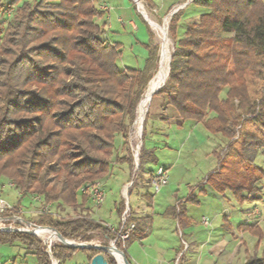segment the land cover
I'll list each match as a JSON object with an SVG mask.
<instances>
[{
	"label": "trees",
	"instance_id": "16d2710c",
	"mask_svg": "<svg viewBox=\"0 0 264 264\" xmlns=\"http://www.w3.org/2000/svg\"><path fill=\"white\" fill-rule=\"evenodd\" d=\"M1 2L0 15H4ZM189 6L201 13L187 23L181 36L183 13L171 17L169 74L152 97L165 95L167 105L182 120L202 124L212 135L230 140L240 135L238 161L227 163L228 156L223 160L216 156L217 168L206 182L222 195L230 193L238 203L257 201V183L264 178V168L256 164V158L264 157V138L235 129L242 113L264 129V0H192ZM101 16L95 0H39L34 7L22 2L11 22L0 20V178L13 182L21 193L17 204L38 195L45 205L80 210L78 216L66 219L39 216V224L67 239L89 240L92 232L106 238L116 236L115 229L92 218L90 199L79 190L111 172L115 137L123 140L122 145L127 143L158 60V46L148 45L142 68L120 67L122 46L103 37V26L97 22ZM248 78L262 82L257 101L250 97ZM149 111L134 177L144 171L147 162H156L145 145ZM124 152V156L115 155V161L127 164L131 171L133 154L126 148ZM225 165L237 168L228 180L222 174ZM135 186L133 179L129 192ZM115 208L119 220L123 198ZM171 210L184 225L185 210L180 207L177 212L175 206ZM130 220L136 224L132 213ZM148 222L146 218L137 223L125 245L132 239L141 240ZM238 230L263 242L261 257L253 255L243 264H264V227L244 223ZM15 242L24 244L38 264H51L35 237L0 232V245ZM125 245L119 242L118 249L131 264ZM77 252L86 254L89 264L99 253L108 264H116L111 254L94 248H51L59 264Z\"/></svg>",
	"mask_w": 264,
	"mask_h": 264
},
{
	"label": "rangeland",
	"instance_id": "374dc122",
	"mask_svg": "<svg viewBox=\"0 0 264 264\" xmlns=\"http://www.w3.org/2000/svg\"><path fill=\"white\" fill-rule=\"evenodd\" d=\"M24 1H27L31 5V7H34L39 0H20L19 3H15L13 0H2L1 3L5 7V13L4 15H0V20H3L5 23L11 22L17 8ZM113 1H120V0H95V6L97 7V9H99L98 6L101 3L106 2L112 4ZM121 1H124L126 5L130 3L129 0H121ZM147 1L148 0H139L142 7L149 15V19L154 21V23H156L158 26L166 28L167 36L171 44V54H172L173 40L168 31L171 17L167 16L164 13L167 11H162L157 13L153 8L159 7L157 4H161L162 6L164 5L166 8L174 0H153V2L157 4L153 3L151 5ZM186 2L187 1H183L182 3L170 9V11H172L178 6H182L177 11L179 13H183L180 19V23L183 29L181 28L179 30L178 32L179 36L183 34V30L187 27V23L196 20L201 13V10L194 9L191 6L186 8V6H184ZM142 7L140 8L139 6V9L141 11H142ZM104 19H106V17H104ZM106 20L109 22V19ZM97 22H98V18H97ZM151 27L153 29L155 43L158 46V53H157L158 60L154 63L151 71L152 73H150V74H154L153 75L154 77L156 72L160 68L161 40L158 37V34L152 25ZM128 32L131 33L130 31ZM123 42L124 44H122V53L117 61L118 65L120 67H127V68H142L144 66V61H143L144 56L142 54V50L135 48V46L133 45L132 46L129 45L128 43H126V41ZM165 82L163 84H165ZM261 83L262 82L260 80L248 78L249 94L251 99L254 101H257L259 99ZM152 98L149 103V108H151V111H154L158 107V105H167L166 102L167 97L165 95H156L154 96L153 100ZM136 119H137V111H136L135 120L129 129L128 139L126 140L127 143L125 145H122L123 140L119 136L115 137L114 142L116 148L112 156V160L114 162L113 167L111 169V172L106 178L98 180L103 183V188L105 191V199L103 204L99 208L94 207L92 204L89 205L91 210V216L93 219L99 221L98 219L99 216L106 223L114 226L119 221L115 204L116 203L118 204L123 198L121 196V190L123 185L127 183L128 180L130 181L132 179H136V186L132 188L130 192L128 189V194H129L128 202L131 208L133 209L145 203V200H143V198L139 194L149 189L148 187H146L147 189L143 188L144 185L142 184L143 175L147 174L146 171H142L138 175H136V177H134L133 169L130 171V169L127 168V166H124L123 164L115 161L116 158L115 155H117L118 152L120 153V150L124 151L126 148L128 149L129 152H131V154H133V148H135L137 144L139 145V143L140 145L142 144L141 138L143 134L144 121L142 124L141 136L139 138H136L135 135L133 134L134 133L133 129L135 128ZM239 125L241 126L240 128H238ZM238 126L236 127L235 130L236 131L239 130L240 134L250 133V134L259 135L261 138H264V129H262L256 121L252 120L251 116L249 115H245L242 113ZM131 134L132 137L130 138ZM158 139H160V136L157 138V140ZM239 139H241L240 135H238L237 138H233L231 140L227 138H223L222 143L221 142H219V144L217 143V146L215 148V152H216L215 155L218 156L220 160H223L228 156V158L225 160L227 163L230 162L233 163L238 161L239 157L237 151L240 148ZM162 140H164L163 137ZM231 143L232 145L230 146L229 144ZM145 145L146 147L149 145L150 146L155 145L161 147V150L157 152V163L149 162L147 166H145L147 170H151V169L155 170L156 168L163 166L165 167L172 166L171 164L173 162V154L168 149H165L162 144L157 143L155 139L153 138L150 139L148 137V139L145 140ZM228 145L230 147H228ZM208 148L210 147H208V145L206 144L197 147L195 151H193V149L190 147L188 152L184 154L182 158L183 164L180 163V165L184 169L189 168L188 173L181 174V172H179L174 166L170 168V170L168 171L169 182L166 186L161 188V190L159 191L160 194H158V196L154 200V203H156L158 208L163 209L166 206L168 200L171 198V196H173V194L174 195L176 194V198H181L183 196H186L185 195L187 192L186 184L187 183L195 184L196 182L200 181L202 177L206 174V172L214 165L212 164L213 160L211 158L210 159L207 158ZM124 155H126L125 152ZM256 164L264 168V157L258 155V157L256 158ZM235 169L237 168H235L232 165L224 166L222 174L223 175L227 174L226 180H228V175L230 174L229 176H231V172L235 171ZM263 185H264V178L259 183H257V188L260 187V191L256 192L259 201H256L252 204L245 203L241 206L238 203H237L238 206L234 204L236 207H233V211L232 213H230V218H229V221L233 225L234 231H239L238 226L240 224L246 223L245 216L239 213V208L237 207H240L241 209L244 210L247 207L256 206L261 211V213H263V217H264V187H262ZM150 188H152L151 185ZM0 198H3L12 205L20 206L25 211L24 214L25 218L39 224L38 220L40 214H37V212H35V210L38 209V206L33 203L31 198L28 197L24 198L21 201V204H17L18 200L20 199L18 191H16L14 188H10L9 181L3 178H0ZM51 209L58 219L76 217L79 214H81L80 210L73 211L71 208L65 206L57 207L55 205H52ZM204 209H207L206 206H201V210L204 211ZM194 216H195L194 221L196 222L197 216H201V213H196V214L194 213ZM155 219L156 220H154L153 223L154 226L152 225L153 231L146 239H144L141 243L137 241H132L131 243L125 245V246L128 245L127 252L129 256L132 258H137L139 264H158V259L161 258L160 256L164 254L168 246H173L175 248H178L180 246L181 249H183V244L181 243V239H180L181 237L179 236V231H175L176 229L175 225L171 224L166 227V225H163V223L160 222L161 221L160 218H155ZM39 225L47 227L46 224H39ZM162 225L165 226L164 229H162ZM260 227H264L263 222L260 223ZM31 236L35 237V239L41 242L36 236L34 235ZM91 237L92 238L89 240H84L82 238L71 239V240H80L81 242H88V243L100 242L103 245H107L109 243V240L113 239V238H106L99 232H92ZM240 238L241 239L238 240L240 242L239 248H237V243L231 244L226 249V252L222 255V258L220 260H217L218 264H243L247 259H249L253 255H256L257 257H261L263 251L262 241L259 242L256 236L251 235L248 232L241 235ZM182 239L185 242H187L184 238ZM42 246L45 247L43 244ZM117 247H119V243H117ZM192 252L193 251L190 250L186 256L188 255L191 256L193 254ZM114 260L116 264L119 263L115 258ZM0 264H38V262L34 254H32L24 244L20 242H15L13 245H0ZM64 264H89V261L87 260L86 254L82 252H77L71 259L67 260Z\"/></svg>",
	"mask_w": 264,
	"mask_h": 264
},
{
	"label": "crops",
	"instance_id": "0c3cea01",
	"mask_svg": "<svg viewBox=\"0 0 264 264\" xmlns=\"http://www.w3.org/2000/svg\"><path fill=\"white\" fill-rule=\"evenodd\" d=\"M183 1H187L184 6H187L191 2L190 0H174L166 8L164 5L162 6L161 4L153 2V0H148L147 2L150 5L153 3L157 4L159 7L153 9H155L157 13L167 11L164 12L167 15L170 12V9ZM129 2L128 5L121 0L113 1L112 4L106 2L101 3L98 7L105 4L109 9L100 10L102 16L98 18V23L103 26V37L108 42L120 43L122 46V44H124L123 41H126L129 45L135 46V48L142 50L144 56L143 61L145 63V60L148 57L147 46H157L154 39L153 29L147 12L145 11V14L139 9V5L137 4V2L139 3V0H136V2L134 0H129ZM104 17L109 19V22L104 19ZM145 133L146 139H148V137L150 139L153 138L157 143L162 144L165 149L172 152V166H163L168 170L174 166L179 172H181V174L188 173L189 168L184 169L180 165V163L183 164L182 158L184 154L188 152L190 147L195 151L197 147L203 146L204 144L210 147L207 151V158H211L213 160L212 164L214 165L206 172L200 181L195 184H186V196L176 198V194H173L174 197L171 196L166 206L163 209H160L156 203H154V200L160 192L155 193L153 189L150 188V184L147 185L154 172V169H146L145 166L149 163L147 162L144 166V171H146L147 174L143 175L142 184L144 185L143 188L147 189L146 187H148L149 189L139 194L143 200H145V203L137 206L135 209L131 208V213L137 220L135 221L136 224L143 223L146 218L149 222L148 224L146 223L147 227L145 236L141 240L132 239L128 243H131L132 241L141 243L153 231L152 225L154 220H156L155 218H160V222H162L163 225H166V227L171 224L175 225V231H179V236L181 235V238H184L187 241L188 248L183 251L180 246L178 248L168 246L164 254L160 256L161 258L158 259V264H175L180 253H182L179 257L180 263L178 261L177 264H218L217 260L222 258V255L231 244L237 243V248H239L240 242L238 240L241 239V235L246 233L234 231L233 225L229 221L230 213H232L233 207L238 206V202L230 193L226 192L225 195H222L216 192L206 182V177L209 173L217 168L218 160L214 151L217 143H222L223 138L218 135H212L200 123L193 120H182L177 111L169 105H158L154 111H151L150 108ZM157 135L160 136V139L158 140L157 138L159 136ZM162 137L164 140H162ZM146 149L153 151L156 156L155 163H157V152L161 150V147L149 145ZM117 155L123 156L124 151L120 150V153L118 152ZM123 165L128 168L127 164ZM262 187H264V185ZM191 197L195 198L196 202L191 200ZM254 202L256 201L245 203L252 204ZM245 203L238 204L241 206ZM173 206L176 207L177 212L180 207L185 210L184 225L181 226L178 223L177 218L174 217L171 210ZM201 206H206L207 209L202 211ZM237 208H239V213L245 216L246 223H256L259 226L261 222L264 223L263 213H261L256 206H250L244 210L240 207ZM254 210L257 214H253ZM194 213H201V216H197L196 222L194 221ZM202 218H206L208 225H205L202 222ZM98 219L99 221L106 223L99 216ZM106 224L114 229L118 226V223L115 226L108 223ZM163 225L162 229L165 228ZM190 250L193 251V254L191 256H186ZM127 251L128 245L126 246V252ZM129 259L131 264H139L137 258L129 256Z\"/></svg>",
	"mask_w": 264,
	"mask_h": 264
},
{
	"label": "built area",
	"instance_id": "2783aa9c",
	"mask_svg": "<svg viewBox=\"0 0 264 264\" xmlns=\"http://www.w3.org/2000/svg\"><path fill=\"white\" fill-rule=\"evenodd\" d=\"M99 9L108 10L109 7L103 4L102 6L99 7ZM238 128H240V125L238 126ZM133 132L135 133V128L133 129ZM131 137H132V134L130 135V138ZM237 137L238 135L235 136L234 138H237ZM140 146L141 145L139 143V147L137 144L136 147L133 148V160H134L133 176H135V172L139 165ZM168 171L169 170L165 167H158L154 170L152 177L150 179V184L155 193H158L161 190V188H163L164 186L168 184L169 182ZM132 184H133V179L125 183L121 190V196L123 197V200H124V209L119 217L118 226L117 228H115L116 236L113 239H110L107 245H103L100 242L99 243L84 242V243H88L92 245L107 246L109 254L111 253L112 249L117 250L120 253H123L121 250L118 249L117 243L120 242L124 246L126 241L130 237V233L136 228V224L130 220L131 209H130V205L128 202V197H129L128 189L131 188ZM14 186H15L14 183L9 181V187L14 188ZM79 192L82 195H86L90 199L91 204L96 208H99L104 202L105 191L103 188V183L101 181L87 183L80 188ZM18 194L20 197L22 196L20 192H18ZM31 200L33 201L34 204L38 206V209L35 210L37 214H40V215L50 214V215L55 216V214L53 213L51 209V205H45L40 196L33 195L31 196ZM24 214H25V211L23 210V208H21L18 205H12L6 200H4L3 198H0V232H22V233L36 236L45 246L46 253L49 255L51 259V264H59V260L52 256L51 248L53 246H57L61 244L65 245L64 242H62V240L59 237L60 234L58 235V233L55 232L54 230L48 227L39 225L25 218ZM253 214H257V212L254 210ZM202 222L205 225H208L206 218H202ZM109 227L111 229H114L111 226ZM39 231H45L48 234L53 233L54 235L57 236V239L50 240L46 235L40 236L38 235ZM64 239L65 241L70 240L67 238H64ZM181 243L183 244V251H185L188 248V244L182 238H181ZM181 255L182 253L179 254V257ZM179 257L177 258L175 264L178 263Z\"/></svg>",
	"mask_w": 264,
	"mask_h": 264
},
{
	"label": "bare ground",
	"instance_id": "6f19581e",
	"mask_svg": "<svg viewBox=\"0 0 264 264\" xmlns=\"http://www.w3.org/2000/svg\"><path fill=\"white\" fill-rule=\"evenodd\" d=\"M138 5L140 6L141 3L139 2ZM142 6H140L141 8ZM142 11L145 13L144 8L142 7ZM146 14V13H145ZM150 24L153 26V28L156 30L158 37L161 40V58H160V68L156 72L155 76L151 79L149 82L147 89L145 91V94L140 102L138 104L137 108V119L135 121V137L139 138L142 133V124L145 118V115L147 113V109L149 106V103L151 101L152 96L154 95L155 91L167 80L168 78V73H169V67H170V58H171V44L167 36V30L166 28L158 26L154 21L149 19ZM139 147V145H138ZM38 235L43 236L46 235L50 240H56L57 236L52 234H48L45 231H39ZM69 242L72 243H82V244H88L81 242L80 240H68ZM111 255L119 262V264H124L123 261V256L122 254L117 251L112 249L111 250Z\"/></svg>",
	"mask_w": 264,
	"mask_h": 264
},
{
	"label": "water",
	"instance_id": "95a60500",
	"mask_svg": "<svg viewBox=\"0 0 264 264\" xmlns=\"http://www.w3.org/2000/svg\"><path fill=\"white\" fill-rule=\"evenodd\" d=\"M136 2V0H134ZM192 1V0H190ZM138 4V2H137ZM182 6H178L177 8H175L174 10L170 11L167 16H170L172 17ZM171 57H172V54H171ZM170 61H171V58H170ZM169 74V73H168ZM164 85V84H163ZM162 85V86H163ZM160 86L156 91L155 93H157L159 91V89L162 87ZM154 93V94H155ZM59 235V234H58ZM60 239L62 240V242H64L65 245H68V246H71V247H78V248H94V249H97V250H100V251H103V252H107L109 253L108 251V247L107 246H103V245H92V244H82V243H79V244H76V243H72V242H69V241H65V239L59 235ZM111 254V253H110ZM122 256H123V261H124V264H130L128 262V260L126 259V257L124 256L123 253H121ZM90 264H108V262L105 260L104 258V255L99 253L97 255H95L91 261H90ZM119 264V263H118Z\"/></svg>",
	"mask_w": 264,
	"mask_h": 264
}]
</instances>
